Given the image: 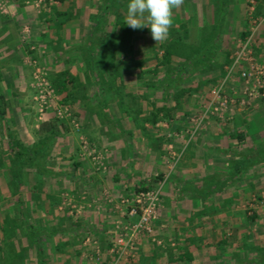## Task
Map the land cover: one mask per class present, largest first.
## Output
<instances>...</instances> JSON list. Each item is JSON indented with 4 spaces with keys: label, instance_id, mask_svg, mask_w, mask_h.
Masks as SVG:
<instances>
[{
    "label": "crops",
    "instance_id": "obj_1",
    "mask_svg": "<svg viewBox=\"0 0 264 264\" xmlns=\"http://www.w3.org/2000/svg\"><path fill=\"white\" fill-rule=\"evenodd\" d=\"M8 1L13 3L16 13L13 18L0 12V82L9 80V75L12 76L11 79L15 78V80L3 84L8 96L5 93L1 100L7 103L13 98L19 99L16 96H20V89L14 87V85L16 86L14 83L20 81L19 77L16 78L18 74L24 82L23 88L29 86L27 81L30 79L32 68L23 60L27 55L37 60L52 79L67 67L68 73L73 75L72 77H76L79 83L72 91L81 92L84 90L82 83H91V78L88 79L83 75L87 72L84 68L83 52L78 51L76 46L88 36L89 32H85V30L92 23L88 16L84 20H80L77 15L79 9L87 8V4L83 5L78 0H63L62 2L50 0L47 3V12H42V15L39 16V14L36 15L37 9L34 5L36 0ZM44 15L48 16L46 21L43 20ZM260 19L261 29L264 28V15ZM27 21L31 23V26ZM22 24H28L30 28L29 33L31 34L27 38L31 44L33 43L35 47L33 50L27 48L29 44L25 42L26 40H20L18 33ZM16 61H19L20 64H16ZM81 65L83 66L81 67ZM25 74L29 75L26 82L24 81ZM85 89H87L86 86ZM94 90L96 89L94 88ZM73 98L67 105L78 111V114L75 113V115L80 120V133L84 134V137L89 139L98 150L102 149L108 169L104 173H97L92 165H88L86 170L90 171L83 173L78 181L74 172L73 174L72 172L64 174L62 179L67 183V191L60 195L62 196L61 200H55L54 195L62 181H55L53 177L48 180L42 179L43 185H46L48 190H41L42 196L38 193L35 194L36 208L31 210V213H29V204L24 207L22 196L4 193V200L7 197L6 199L9 201L6 205L1 206L3 211L0 214V222L5 221L7 217H12L13 212L20 214L19 199L26 215L21 217L18 215L21 218L20 227H11L12 232L17 235V239L23 238L19 241L21 244L14 243L15 255L13 258L9 261L7 258L1 259L0 264H40L41 261H43L41 264H53L52 262L56 259H62L61 264H72V259L76 258H79L77 259L79 263L75 264H92L95 259H98L96 262L104 261L106 263L108 258L114 255L110 251L115 234L114 224L117 221L125 220L123 214L125 207L120 203V199L130 198L136 192L135 188L141 185L150 186V184H152L151 187L156 186L160 190L161 202L157 207V219L152 224L151 232L143 234V237L140 236L133 244L131 255L135 257L134 264H218L215 260L216 252H214L217 240L212 237L211 243L210 240H207L208 238L203 237L206 234L201 233L200 230L205 228L204 224L207 222L210 224V220L213 221L212 226L217 227H221L223 221L229 220L230 222L234 215L232 207L235 202L247 199L249 180L246 176L252 163L242 157L239 165L233 161V158L234 155L242 156L244 154L241 155L242 151L245 149L246 152L247 148L251 146L257 159L264 161V151H259L262 150L259 146L264 140V120H261L263 128L260 130L251 123L254 121L258 123V117H255L254 120L253 116H250L254 121L241 123L237 127L231 124L234 123L233 117L229 119L210 117L211 120L206 121L207 124L201 128L198 134L195 132L194 135L192 132V135L190 133L187 135L190 123L187 116L186 118L182 116L183 114L165 116L160 114L158 120L152 124L146 116H109L99 112L93 113L94 110H97V108L94 109V106L99 97H94L95 104L92 96L87 97L84 93L80 96L74 94ZM196 104H198L197 99ZM227 125L229 126L226 127ZM249 129L257 130L256 138H252L258 145L256 147L253 143L247 144L246 140L250 135ZM223 130L226 131V134H223ZM236 132H240L239 134L243 136L241 142L236 141L234 136ZM76 134L78 135V133ZM61 138L63 137L58 140L59 144ZM64 145H66L65 141ZM164 148H166L165 153L162 152ZM93 149L98 152L94 147ZM170 157H172V161L169 159ZM179 158L181 159L179 160ZM164 160L165 163H168L169 160L171 163L165 165ZM71 161L66 162L69 165L65 164L67 168L71 167L74 170L70 165ZM174 163L176 165L173 166ZM84 166L85 164L80 162L75 169L76 173L81 175ZM167 169L172 171L168 173ZM156 177L158 178L155 182L154 178ZM207 179V184L203 183L202 180ZM257 180L261 179L257 177ZM206 185L210 186H207L209 190L203 192L202 188ZM103 186L111 191L110 195ZM196 186L197 193L203 198L202 203L197 206L199 209L204 202L208 201L218 206V209L208 217L207 215L199 216L197 212L199 209L196 208ZM28 199L30 198L25 197V201ZM41 199H48L54 204L61 203L64 211H57V214H63L71 221L66 228H56L53 222L51 223L53 226L45 232L37 226V222L30 221V215L36 217V214L41 212V205H39ZM15 205L16 209L13 211ZM26 216L27 218L24 219ZM196 220L200 224L198 227H196ZM231 222L235 223L234 220ZM55 223L57 224L56 221ZM235 224L242 226V220ZM111 227L113 234L110 232ZM243 228L245 227L241 228L244 231ZM3 229L8 230V227L1 226L0 239H2ZM28 229H32L31 232L36 235L30 236ZM197 229L199 231L196 233ZM26 232H28L27 235H25ZM208 232L215 236L219 233L216 227ZM246 232L248 231L243 233ZM243 233H239L241 237ZM20 234L23 237L20 238ZM55 234H64L68 237L60 241H51L52 248L48 255H39V259H37L38 251L33 254L26 253V249H30L28 243L30 239L38 238L40 241V237L43 235L45 239L49 240ZM196 234H202L203 239L201 238L200 242L196 241V237H194ZM107 237H109L108 241L104 243L103 241ZM186 240L187 242H185ZM2 242L0 241V248L2 245L4 246ZM34 242L33 245L37 244L36 241ZM39 244L41 245V243ZM234 245H226L225 249L232 250ZM93 251L97 254L96 258L93 255L90 256ZM186 251L190 252L189 256L192 258L190 262H186L184 255ZM62 253L63 255H61ZM31 256L35 259L31 260L33 258Z\"/></svg>",
    "mask_w": 264,
    "mask_h": 264
},
{
    "label": "rangeland",
    "instance_id": "obj_2",
    "mask_svg": "<svg viewBox=\"0 0 264 264\" xmlns=\"http://www.w3.org/2000/svg\"><path fill=\"white\" fill-rule=\"evenodd\" d=\"M81 4H87L88 10H82L79 9L77 17L80 20H84L87 16L88 18L90 15H93V19H95V16L98 15V10L96 11L95 6L97 3L101 2V0H78ZM251 3V0H249ZM47 3L48 1L44 2H37L35 7L37 9L36 15L39 14L42 15V12H47ZM244 0H184L182 6L180 8L173 10V26H177L181 21L184 24L190 28V37L189 40H182V42L186 43L184 46L180 45L179 52L185 53L189 52L191 54L192 50L196 47V61L188 62V67H185L180 70L179 75H177V79L180 83L176 87H170L168 84H166L167 94L165 93L164 89H162L161 86H156L151 84L152 82H155V79L158 77V75H153L149 71L139 72L140 70H137L134 68V63L140 59H143L144 61L141 62V68L147 69L151 67V63L154 62V60H146L143 57H146L148 55H151V52H156V41L152 39L151 36V30L150 28L146 27L144 33L135 30L134 33L131 34L129 38L130 45L132 46L131 57L127 56L129 59H125L124 55H121L122 51H119L120 47L115 48L117 50L115 52V58L114 64L117 68V72L120 75L121 84L118 86L116 82L118 81V78L113 80L111 83L112 86H110V89H107L109 85L103 83V88H106L105 93H101L102 90L97 86V79L94 78L88 71L86 74H83L85 77L87 76L91 78V83H82L83 89L81 92H74L75 95H81L84 93L87 95V97H91L94 100V97H99L96 104L95 100L93 101L95 106L94 109L97 108V110H94L93 113L97 114L103 113L107 114L109 116H128V115H135L138 117L146 116L150 114V111H154L155 109H158L159 107H164L163 110H160L158 112V115L163 114V116L166 115H174L179 114L184 116V118H188V121L190 123L189 130L187 132V135L190 133L192 135L196 132L198 134L201 131V128L207 124V120H211V118L215 117L217 119H229L230 117H233L234 123H231L232 126L237 127L241 123H246L250 120L254 121L258 117V123L257 121L251 122L257 126L260 130L263 128V124L261 120L264 116V28L260 29V18H258V15L256 17H252V13H254L255 6L251 3V5L245 7ZM260 5H262V13H264V2L263 0H260ZM89 12V14H88ZM16 13V10H15ZM120 16L118 19L125 22L126 15L124 13L119 14ZM15 16V15H13ZM12 16V17H13ZM105 16V15H104ZM14 18V17H13ZM90 19V18H89ZM112 19V17H110ZM180 21V22H179ZM28 22V21H27ZM83 22V21H82ZM92 25L88 27L85 32H90L91 27L93 26V21L91 20ZM28 24L31 26V23L28 22ZM28 24L21 25L19 29V36L20 40H26L25 42L28 43V49L33 50L35 49L33 43L29 41V38L27 36L29 33V26ZM112 23H108L106 26V30H108L110 33L113 32L114 35H117V31L119 30L118 27H115L114 25H111ZM24 27H27L28 32L23 33L22 29ZM170 28L173 29V28ZM246 29L248 32L244 38H239V33L241 30ZM169 30V32H170ZM214 30H217L216 37H213V41L211 42V45L207 47L206 54L212 55V56H205L202 51H204V44L205 42H202L203 40L207 39V37L214 32ZM194 36V38H193ZM27 38V39H26ZM193 38V39H192ZM181 42V43H182ZM121 45V44H120ZM31 46V47H30ZM26 48V49H27ZM160 55V52L157 53ZM27 55V54H26ZM83 59H85L84 53ZM185 55V54H184ZM224 56L227 57L228 62L223 63ZM171 61L169 64H167V68L170 67L174 68V63L182 62L181 58H177V55H172ZM180 59V60H179ZM24 62L28 65H31L32 70L30 71V79L27 81L29 82V86L24 87V82H22L20 75L16 76V78L19 77V82L14 83L16 84L15 88L20 89V96L18 98H13L9 100L4 107L5 113L4 119L0 120V147L5 146L6 148V141L7 134L9 135V138L11 140H18L21 141L24 144H31L33 142H36L38 139V135L36 134V128L38 127V124L40 121L46 119L47 113L55 110L57 108V105L60 104L58 100H60L59 94H57L58 99H54V101L51 103V106L47 109L43 110L42 114H39L37 111L38 106L35 102L34 95L35 90L30 86L31 81L33 79L32 71H33V65L42 66L38 63L37 60H34L33 58H30V56L24 57ZM188 59H185V62ZM84 61V60H83ZM19 61H16V64H18ZM249 63H253L254 66L257 68L250 71V75L246 78H243L241 76V71L248 66ZM20 64V63H19ZM83 65H81L82 67ZM85 68V67H84ZM140 68V69H141ZM165 68L168 72V69ZM162 73L164 72V68L162 67ZM86 71V69H85ZM26 72V71H25ZM14 75V74H12ZM46 77L50 80L52 79L50 75L46 73ZM27 74H25V82L28 79ZM73 76V75H72ZM81 76V74H80ZM11 75H9V80H5V82L2 80L0 82V92L3 95L6 93V88L4 89L3 84L8 81H14L15 78L11 79ZM27 77V78H26ZM161 79V76L158 80ZM162 81V80H160ZM170 83H174L172 81H169ZM9 83V82H8ZM87 84V85H86ZM172 85V84H170ZM85 86L87 89H85ZM91 86V87H90ZM94 88L96 90H94ZM183 88L184 92H179V89ZM80 89V87H78ZM219 90L221 93L220 97L221 99L227 100V107L223 110L218 109L217 107L211 106L207 110V106L209 105V102L211 100L212 91ZM98 95H96L95 94ZM166 94V96H165ZM8 96V95H7ZM224 97V98H223ZM8 99V98H7ZM165 99V101H163ZM196 99L198 100V104H196ZM69 102H71L72 98L68 99ZM2 101V100H1ZM62 105V104H61ZM66 106V114L62 117V120H67L68 123L66 130L61 132V136L56 137L53 142L51 143L49 159L46 161V163L42 164L44 166V169H48L51 171L57 172L56 176L53 177L55 181H62L58 186V189L56 190L54 199L61 200L60 196L64 193L66 190L67 183L62 179V176L68 172H74V175H76L77 181L78 178H81L83 173H86L90 170H86V167L88 165H92L93 169L97 173H104L108 169V165L106 162V159L104 158L105 155L101 150H98L96 146L89 141L86 137H84V134L82 135L80 132H78L79 128V117L76 116L78 114V111L73 110L74 107L71 109L67 106V103L63 104ZM213 105H216L213 103ZM62 107V106H61ZM216 108V109H215ZM205 109L207 111H205ZM73 110V111H72ZM76 113V115H75ZM82 114H86L84 112H81ZM199 114H203V119L200 122V124H196V117L198 118ZM250 116H253L252 119ZM211 117V118H210ZM247 117V118H246ZM210 118V119H209ZM61 119V118H60ZM8 121L9 124H5V122ZM227 125L226 127H228ZM250 135L248 136V139L246 140L248 145L250 143H253L254 146H258L255 141H253L252 138H256L255 134L257 130H250ZM223 134H226L225 130L222 131ZM75 133V134H74ZM78 133V135L76 134ZM195 135V134H194ZM87 136V135H86ZM61 138V142L59 144L58 140ZM64 139V140H63ZM87 141L85 144L82 143L83 141ZM64 141L66 145H64ZM82 141V142H81ZM253 141V142H252ZM246 144V145H247ZM260 144V143H259ZM259 148L264 151V140L260 144ZM63 146V147H61ZM95 148L100 154V162L96 163V159H91V156L87 154V150ZM246 148V147H245ZM76 149V150H74ZM168 150H171L170 148H167ZM71 150V152H70ZM166 148L162 149V152L165 151ZM76 152V153H75ZM75 153V154H74ZM244 153V154H243ZM122 154V153H121ZM243 154V155H242ZM4 155V154H3ZM69 155H73L74 161H80L85 164L83 172L80 174L76 173L77 171L72 170V168H67L66 164L69 165L66 162H69L70 160L67 159ZM123 155V154H122ZM234 155V154H233ZM242 156L234 155L233 161L235 163L239 164L241 162V158L247 159L251 164L248 168L247 172V179L248 182V190L249 192V198L251 200H243L238 201L237 203L233 205V214L230 222L229 220L221 222V227L212 226L213 221L210 220L207 222V224H204L205 228H202L201 233L204 232L206 234L203 237L208 238L207 240H210L213 237V239L217 240L220 239L221 234L225 235V239L227 240L228 246H232L231 244H235V241L240 238L239 233H243L246 230L249 232H254L256 235H259L262 228L264 227V161L257 159V155L254 152L253 148L249 146L247 148V151H242ZM182 156V154H181ZM175 157V156H174ZM6 158V157H5ZM123 158V157H122ZM172 161V157H170ZM175 160V158H173ZM181 158H179L180 160ZM166 160V159H165ZM164 160V163L166 162ZM5 161V159H4ZM2 157L0 164L3 163ZM171 161L169 160L168 163L170 164ZM5 163V162H4ZM66 163V164H65ZM101 163V165H100ZM177 163V162H176ZM176 163L173 164L176 165ZM240 165V164H239ZM172 166V167H173ZM60 168V169H58ZM47 170V171H48ZM80 171V170H79ZM78 171V172H79ZM172 170L167 169L166 172H171ZM24 179L25 182L19 187V194L20 197L23 198V204L24 207L29 204V213H31V210L36 208L34 199L36 197V193L38 195L42 196L43 194L41 191L36 190H30V183L27 184L28 181L31 182V179H33L31 173H24ZM98 177V176H97ZM257 177L261 180H257ZM9 171L7 168L0 166V214L2 210V205H6L9 200L5 198L4 195L9 193L10 187H9ZM157 178L154 180L156 182ZM76 181V182H77ZM203 183L208 182L207 180H202ZM154 182V184H155ZM79 183V182H77ZM152 184L147 189H155L156 186L151 187ZM104 187V186H103ZM102 187V188H103ZM107 193L109 194L111 191L107 190V187H104ZM31 191V192H30ZM160 191V190H159ZM5 193V194H4ZM10 194V193H9ZM18 194V195H19ZM75 194V193H74ZM161 194V192H159ZM11 195V194H10ZM110 195V194H109ZM13 196V195H12ZM16 196V195H14ZM196 208L197 206L202 203L203 198L199 197V194L197 193V186H196ZM205 196V195H204ZM25 197H29L27 201H25ZM40 199V198H39ZM52 201V200H51ZM193 201V199H192ZM215 201V200H213ZM160 195L158 199V206H160ZM96 203V202H95ZM15 204V203H14ZM41 205V212L36 214V217H33V215H30V221L32 223L37 222V226H39L42 231H48L50 227L55 225L56 228H66L68 224L71 222L69 218H66L63 214L59 215L57 214V211H64L63 206L61 203L56 202L51 203L48 201V199H41L40 204ZM55 205V206H54ZM61 206V207H60ZM57 207V208H56ZM60 207V208H59ZM255 209V213L260 217V219H257L256 221H252L249 224L247 221H244L242 219L241 212L245 210L246 208ZM240 212V213H239ZM239 213V214H238ZM61 214V213H60ZM258 217V218H259ZM12 217H9L11 219ZM242 220V226L245 228L244 231L241 229L242 226L239 224H235L236 222ZM1 219V218H0ZM209 220V219H207ZM235 221V223L231 221ZM57 222V224L55 223ZM54 222V223H53ZM53 223V224H51ZM228 224V225H227ZM200 224L196 220V227H198ZM1 226L8 227V230L3 229L2 230V239L0 241H3L0 248V260H4V258H7L8 261L13 258L15 255V249L13 247L14 243H20V240L17 239V235L14 234L11 230V224L8 220H2L0 222V228ZM214 227L218 230L219 233L215 235H212L208 232V230H212ZM108 229V228H107ZM112 231V227L110 232ZM199 231L198 229L196 230ZM207 231V232H205ZM240 231V232H239ZM222 232V233H220ZM112 233V232H111ZM65 234V233H64ZM64 234H55L51 237V239H45V237L42 235L40 237V241L38 238H35L34 240H29V246L30 249H26L28 254H33V252H37L38 254H41L40 256L47 254L51 250L50 243L51 241H60L61 239H67V235ZM113 234V233H112ZM111 234V238H112ZM109 235V234H108ZM200 235L194 236L196 237V241L200 242L203 238ZM39 236V234H38ZM142 236V235H141ZM23 237L22 234H20V238ZM25 237V236H24ZM143 237V236H142ZM107 237L104 243L108 241ZM202 238V239H201ZM217 238V239H216ZM26 239V237H25ZM47 240V241H46ZM254 241H258V238H254ZM34 241L37 242V244ZM110 241V239H109ZM101 242V241H100ZM101 242V243H103ZM187 242V240L185 241ZM41 243V245L39 244ZM155 243V242H154ZM212 243V242H211ZM253 243V241L251 242ZM75 245V244H72ZM77 245V244H76ZM155 246V245H153ZM24 250V249H23ZM231 249H225L222 253L223 259H228L231 257ZM63 255V253L61 254ZM93 255L94 258H96V252L93 251V253H90V256ZM34 256V255H33ZM31 256V257H33ZM79 256V253H78ZM114 255L109 257L106 263L103 261L96 262L98 259L93 260L92 264H110V262L113 261ZM220 258V257H219ZM219 258H215L216 262L218 264L220 263ZM35 257H33L31 260H34ZM72 259L74 263H79V260ZM135 257L134 255L126 256L125 258L119 260L117 264H134ZM1 262V261H0ZM53 264H61L62 259H56Z\"/></svg>",
    "mask_w": 264,
    "mask_h": 264
},
{
    "label": "trees",
    "instance_id": "obj_3",
    "mask_svg": "<svg viewBox=\"0 0 264 264\" xmlns=\"http://www.w3.org/2000/svg\"><path fill=\"white\" fill-rule=\"evenodd\" d=\"M59 2H62L63 0H57ZM245 7L248 5L250 6L251 3L255 6L254 13H252V17H256L258 15V18H261L264 13H262V5H260V0H251V3L249 0H244ZM130 3V0H101V2L97 3L95 6L96 11L98 10V15L95 16V19H93V15H90V22L93 21V26L91 27V31L89 32L88 36L84 39V41L80 42L78 46H76V49L78 51H82L85 55L84 59V67L86 71H88L94 78L97 79V86L102 90L101 93L107 94L106 90L110 89L112 86L111 83L113 80L115 81L116 78H118V81L116 84L120 86L121 84V78L119 73L117 72V68L115 66L114 59L115 58V48L120 47L119 51L121 52V55L123 54L125 59H129L131 57V51L132 46L130 45L129 38L132 33L135 32V30L140 31L142 33L146 32L145 28L141 29H132L127 24H125L124 21H121L118 19L120 16V12L127 14V7ZM105 15V16H104ZM112 17V19H110ZM48 16H43V20H47ZM180 22V21H179ZM181 21L177 26L175 25L172 27L173 29L170 30L168 39L163 42H156V52H151V55H148L146 57H143L146 60H154L153 63H151V67L147 69L141 68V62H143V59H140L134 63V68L137 70H140L139 72L149 71L153 75H158V77L155 79V82L151 83L156 86H161L162 89H164L165 93L167 94V87L166 84H168L170 87L173 88L180 83L177 79V75H179V72L181 69L188 67V62H194L196 61V47L192 50L191 54L189 52L180 53L179 48L180 45H185L186 43L182 42V40H189L190 37V28L184 24ZM108 23H112L111 25L118 27L119 30L117 31V35L113 32H109L106 30V26ZM217 30H214L213 33H211L205 41L204 44V53L205 56H212L206 54L207 47L211 45V42L213 41V37H216ZM248 32L246 29L241 30L239 33V38L242 39L245 37V35ZM194 38V36H193ZM192 38V39H193ZM182 42V43H181ZM121 44V45H120ZM160 52V55L157 53ZM130 53V54H129ZM129 54V55H128ZM177 55V58H181L182 62L174 63V68L170 67L167 68V64L172 60V55ZM129 57H128V56ZM132 58V57H131ZM185 59H188L185 62ZM180 60V59H179ZM227 57L224 56L223 63H227ZM162 67L164 68V72L162 73ZM141 68V69H140ZM168 69V72H166ZM43 69V68H42ZM44 71V70H43ZM45 72V71H44ZM46 75V72H45ZM47 76V75H46ZM161 76L162 81L158 80ZM47 78V77H46ZM48 79V78H47ZM49 80V79H48ZM169 81H172L174 83H170ZM103 83L109 85V87L103 88ZM50 84L55 90L57 94L60 96V100H58L59 104L64 103H70L69 98H73L74 92L72 89L79 85L77 82L76 77H72L68 73V68H63L56 76L50 80ZM172 84V85H170ZM158 86V87H159ZM183 88L179 89V92H184ZM165 94V96H166ZM2 94L0 93V120L4 119L3 113H5L4 107L6 106V101H1ZM165 101V99H163ZM5 102V103H4ZM68 106V105H67ZM164 107H159L158 109H155L154 111H150L149 117L147 118L148 121L152 124L158 120V112L160 110H163ZM164 113H162L163 115ZM166 115V114H165ZM67 120L62 118H58L55 114V110L47 113L46 119L40 121L38 124V127L36 128V134L38 135V139L36 142H33L31 144H24L21 141L18 140H11L9 138V135L7 134L6 138L8 141H6V148L5 146L0 147V161L2 157V161L5 159V163H1V167H6L9 171V187H10V194L19 196V187L25 182L24 179V173H31L33 176L30 183V190H48V187L46 185H43L42 179L48 180L52 177L56 176L57 172L51 171L48 169H44V166L42 164L46 163V161L50 158L49 152H50V145L53 142V140L56 137L61 136V132L66 130V127L68 123ZM9 124L8 121L5 122V124ZM80 132V130H78ZM240 132L235 133V138L237 142H241L243 140V136L239 134ZM76 150V149H74ZM49 151V152H48ZM76 153V152H75ZM74 153V154H75ZM4 154V155H3ZM6 157V158H5ZM74 156L69 155L67 159L72 160L70 165L75 170L76 167L79 165L80 161H74ZM48 170V171H47ZM158 178V177H156ZM154 178V179H156ZM204 182V181H203ZM204 186L202 188L203 192H206L209 190L208 186ZM149 186H139L135 188V191L144 190L147 189ZM251 190L249 189V192ZM31 192V191H30ZM249 192L247 199L251 200L249 198ZM8 193V194H9ZM9 194V195H10ZM19 194V195H18ZM198 197V196H196ZM200 197V196H199ZM202 197V196H201ZM204 197V196H203ZM246 199V200H247ZM20 204L18 203L20 207V214L13 212L12 218L9 219V217L6 218L11 224V227H20V219L19 216H25L26 213L23 212L22 208V202L20 199L18 200ZM229 203V202H228ZM16 205L14 206L13 211H15ZM199 208H197L198 210ZM218 209V206H216L215 203L204 202L202 204V207L197 211L200 215H207V217L210 214H213L215 210ZM197 213V216H198ZM240 213V212H239ZM238 213V214H239ZM19 215V216H18ZM241 215L243 216L242 219L244 221H247L249 224L252 221H256L258 219V215L255 213V209H250L249 207L246 208L241 212ZM27 216L24 218L26 219ZM31 230L28 229L29 235H36ZM28 232L25 233V235L28 234ZM222 233V232H220ZM254 238H258V241H254ZM253 241V243H251ZM235 245L232 248L231 257L228 259H223L222 253L225 250V246L228 245L227 240L225 239V236L221 234L220 239H217L215 245H214V252H216L215 256L219 258L220 263L219 264H264V228L260 232L259 235H256L254 232H246L242 234V237L240 236L239 240L237 239L235 241ZM232 245V244H231ZM39 255H37V259H39ZM184 255L186 256V262H190L192 260L190 255V252H185ZM43 261H41L42 263ZM40 263V264H41Z\"/></svg>",
    "mask_w": 264,
    "mask_h": 264
},
{
    "label": "built area",
    "instance_id": "obj_4",
    "mask_svg": "<svg viewBox=\"0 0 264 264\" xmlns=\"http://www.w3.org/2000/svg\"><path fill=\"white\" fill-rule=\"evenodd\" d=\"M50 0H37V2H44ZM0 12L6 15H15V8L13 3L8 0H0ZM23 33H27V27L22 29ZM257 68L253 63H249L241 71V76L247 78L253 69ZM264 68V67H263ZM33 79L31 81V87L35 90L34 99L37 103L39 114L43 113V110L51 106V103L58 99L57 93L46 78L45 72L38 65H33L32 71ZM221 93L219 90L212 91L211 100L206 107L207 110L213 107H217L223 110L227 107V100L219 98ZM224 98V97H223ZM215 103L216 105H213ZM62 106V107H61ZM216 109V108H215ZM66 106L57 105L55 114L58 118H62L66 114ZM205 109V111H207ZM68 114H66L67 116ZM203 114H199L196 117V124H200L203 119ZM82 142V141H81ZM83 141L82 143H86ZM87 154L91 156V159H96V163L100 162V154L95 152L94 149L87 150ZM101 165V163H100ZM159 199V189H144L136 191L130 198L123 197L120 199V203L124 205L125 220L117 221L114 224V237L111 244V252L114 254L113 261L110 264H117V262L126 256L131 255L133 250V244L141 235L149 234L152 230V224L157 219V207Z\"/></svg>",
    "mask_w": 264,
    "mask_h": 264
},
{
    "label": "clouds",
    "instance_id": "obj_5",
    "mask_svg": "<svg viewBox=\"0 0 264 264\" xmlns=\"http://www.w3.org/2000/svg\"><path fill=\"white\" fill-rule=\"evenodd\" d=\"M184 0H130L125 24L132 29L148 27L157 43L166 41L173 26V10L180 8Z\"/></svg>",
    "mask_w": 264,
    "mask_h": 264
}]
</instances>
